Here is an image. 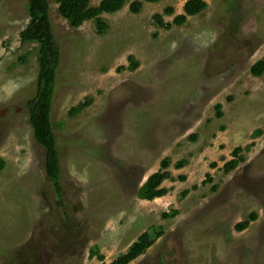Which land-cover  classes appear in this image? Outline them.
I'll use <instances>...</instances> for the list:
<instances>
[{
    "label": "rangeland",
    "instance_id": "obj_1",
    "mask_svg": "<svg viewBox=\"0 0 264 264\" xmlns=\"http://www.w3.org/2000/svg\"><path fill=\"white\" fill-rule=\"evenodd\" d=\"M125 1L101 15L108 30L98 35L93 21L69 27L49 0L60 51L50 116L59 200L26 107L39 51L19 39L27 0H0V264L110 263L144 232L154 243L130 264H264V73L249 72L264 55V0H202L205 10L169 29L152 16L171 24L187 0L144 3L138 14ZM237 147L243 162L225 173ZM166 158L167 194L139 199Z\"/></svg>",
    "mask_w": 264,
    "mask_h": 264
},
{
    "label": "trees",
    "instance_id": "obj_2",
    "mask_svg": "<svg viewBox=\"0 0 264 264\" xmlns=\"http://www.w3.org/2000/svg\"><path fill=\"white\" fill-rule=\"evenodd\" d=\"M59 16L67 22L69 27L73 29L79 28L86 21H93L95 31L101 35L108 30L107 24L102 20V14H113L120 11L127 3L125 0H101L96 7L91 6L92 0H55ZM161 0H135L128 4V10L131 14H138L144 3H158ZM206 3L202 0H187L182 7V14L174 16L172 23H165L161 15L152 16V20L157 28L169 29L171 25L179 27L183 25L188 17L200 14L206 8ZM28 7V25L20 32L19 39L21 43L36 42L39 44L38 51V73L36 78V90L34 97L26 102L29 115V123L32 128L33 138L35 142L45 151L44 173L50 181L54 195L60 200L62 187L60 184V165L57 152L56 138L51 128V107L55 95L56 73L60 65V51L58 44L54 38L53 28L49 16V0H27ZM166 16H173V10L166 8L163 10ZM137 63H131V70H135ZM253 77H260L264 73V55L260 60L255 62L249 70ZM92 103V99H85L77 106L69 109L67 115L74 117L81 113ZM216 118H220L221 106L216 105ZM242 149L237 147L232 152V160L226 162L223 166L224 172L235 169L238 164L243 162L240 155ZM184 162L179 161L174 165L176 170L183 168ZM4 166L3 160L0 158V171ZM169 160L166 158L160 162L159 169L151 174L145 183L138 190V198L144 201H153L164 197L167 190L161 185L166 180H172L168 168ZM183 181V176H178ZM207 182L211 181L210 176L206 175ZM187 192H183L184 197ZM176 215L173 211L171 215L162 214V218L166 219ZM256 220L254 214L249 215L247 220L239 222L234 226L236 232H242L249 227V224ZM160 233L156 235L158 238ZM153 240L149 238L147 232L142 233L137 240L128 248V250L110 263H104L101 256L97 259L102 264H130L132 261L142 256L145 251L153 244Z\"/></svg>",
    "mask_w": 264,
    "mask_h": 264
},
{
    "label": "crops",
    "instance_id": "obj_3",
    "mask_svg": "<svg viewBox=\"0 0 264 264\" xmlns=\"http://www.w3.org/2000/svg\"><path fill=\"white\" fill-rule=\"evenodd\" d=\"M102 15H103V14H102ZM157 171H158V170H157ZM154 173H155V172H154ZM152 174H153V173H152ZM149 176H150V175H149ZM149 176H148V177H149ZM148 177H147V178H148ZM171 177H172V176H171ZM147 178H146V179H147ZM172 178H173V177H172ZM146 179L144 180L143 184L145 183ZM177 179H178V178H177ZM178 180H179V179H178ZM183 181H184V180H183ZM143 184H142V185H143ZM161 198H163V197H161ZM158 199H160V198H158ZM158 199H155V200H158ZM153 201H154V200H153Z\"/></svg>",
    "mask_w": 264,
    "mask_h": 264
}]
</instances>
